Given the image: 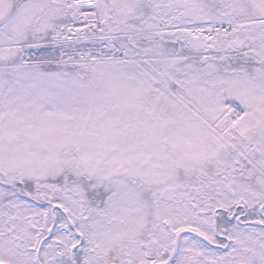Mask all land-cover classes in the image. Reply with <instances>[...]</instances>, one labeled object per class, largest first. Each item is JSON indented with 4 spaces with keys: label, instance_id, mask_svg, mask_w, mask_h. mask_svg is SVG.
<instances>
[{
    "label": "snow or ice",
    "instance_id": "obj_1",
    "mask_svg": "<svg viewBox=\"0 0 264 264\" xmlns=\"http://www.w3.org/2000/svg\"><path fill=\"white\" fill-rule=\"evenodd\" d=\"M0 264H264V0H0Z\"/></svg>",
    "mask_w": 264,
    "mask_h": 264
}]
</instances>
